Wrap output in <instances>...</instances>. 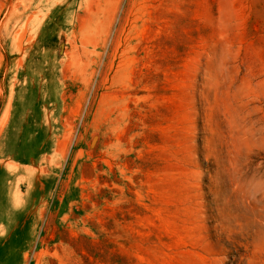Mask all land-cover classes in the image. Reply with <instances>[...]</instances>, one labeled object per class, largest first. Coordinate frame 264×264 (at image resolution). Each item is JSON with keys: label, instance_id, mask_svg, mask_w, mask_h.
<instances>
[{"label": "rangeland", "instance_id": "rangeland-1", "mask_svg": "<svg viewBox=\"0 0 264 264\" xmlns=\"http://www.w3.org/2000/svg\"><path fill=\"white\" fill-rule=\"evenodd\" d=\"M0 264H264V0H0Z\"/></svg>", "mask_w": 264, "mask_h": 264}]
</instances>
